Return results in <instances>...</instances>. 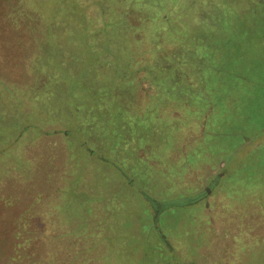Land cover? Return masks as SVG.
<instances>
[{
	"label": "rangeland",
	"instance_id": "obj_1",
	"mask_svg": "<svg viewBox=\"0 0 264 264\" xmlns=\"http://www.w3.org/2000/svg\"><path fill=\"white\" fill-rule=\"evenodd\" d=\"M100 1L0 0V264H264V0Z\"/></svg>",
	"mask_w": 264,
	"mask_h": 264
},
{
	"label": "trees",
	"instance_id": "obj_2",
	"mask_svg": "<svg viewBox=\"0 0 264 264\" xmlns=\"http://www.w3.org/2000/svg\"><path fill=\"white\" fill-rule=\"evenodd\" d=\"M104 2H108V0H101L100 1V7H96L95 8V10H94V8H93V10L94 11H92V12H94V13H91V15H90V18H92V19H95V21H94V23L96 24V18H95V15H97L98 16V13L99 12H101V13H106V14H116V13H118L119 12V6H118V8L116 9H112L111 7H110V5L112 4V5H114V7L116 6V5H119V4H122V5H124V0H118L117 1V3L116 4H114L115 2L113 1V0H109V3H111V4H108V6L106 7L105 5H104ZM119 3V4H118ZM172 3H175V2H172ZM179 4V3H178ZM178 4H175V5H173L172 4V8L170 9V11L168 10V8L166 9V7H169L170 6V1H168L167 2V4H166V6H162L161 8H159V9H152V11H151V14L150 15H152L153 13L155 14V15H157V14H160V15H157L158 17L157 18H159V22H160V25L162 26V27H164L165 25H166V23H168L167 21H168V19H169V17L171 18V19H173V20H176L177 22H178V20L180 21V10H179V8H178ZM169 5V6H168ZM164 8L166 9V10H164ZM159 10H161V11H159ZM100 13V14H101ZM178 17V18H177ZM109 39L112 41V37L110 38L109 37ZM192 154V156H193V150L191 151L190 150V152L188 153V155L187 156H190L191 154ZM189 159H190V157H189ZM182 163V162H181ZM179 166H182V165H178V167ZM177 167V166H176ZM174 173V172H173ZM177 176L178 177H176V179H178L181 175L180 174H177ZM154 179V178H153ZM153 179L151 178H147V180H150V181H152L153 182ZM161 179H163V178H160V180L159 181H161ZM79 181H77V183H78ZM147 183V182H146ZM155 183V182H154ZM153 183V184H154ZM159 183V182H158ZM159 184H161L162 185V181H161V183H159ZM155 185V184H154ZM153 185V186H154ZM156 186V185H155ZM164 242V241H163Z\"/></svg>",
	"mask_w": 264,
	"mask_h": 264
},
{
	"label": "flooded vegetation",
	"instance_id": "obj_3",
	"mask_svg": "<svg viewBox=\"0 0 264 264\" xmlns=\"http://www.w3.org/2000/svg\"><path fill=\"white\" fill-rule=\"evenodd\" d=\"M198 161V160H197ZM208 179L206 180V186H204L203 188H201V191L198 194H195V196H198L197 199L193 200L192 205H191V209L192 211L196 210L194 207L200 205V203H202L204 201V196H206L207 194H211L212 192V188L214 185H218V182L220 180V178L222 176H220V174H215L211 176V173H209V175H207ZM194 197V196H193ZM203 205H207V203L203 204ZM155 217V215H154ZM192 217V213L191 215H189V218ZM158 232V231H157ZM164 244H166V247H170L169 244L166 241V235L162 236Z\"/></svg>",
	"mask_w": 264,
	"mask_h": 264
}]
</instances>
